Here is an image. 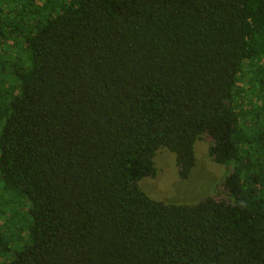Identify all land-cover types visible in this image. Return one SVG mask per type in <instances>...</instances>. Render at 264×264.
I'll return each instance as SVG.
<instances>
[{
    "label": "trees",
    "instance_id": "obj_1",
    "mask_svg": "<svg viewBox=\"0 0 264 264\" xmlns=\"http://www.w3.org/2000/svg\"><path fill=\"white\" fill-rule=\"evenodd\" d=\"M0 264H264V0H0Z\"/></svg>",
    "mask_w": 264,
    "mask_h": 264
},
{
    "label": "rangeland",
    "instance_id": "obj_2",
    "mask_svg": "<svg viewBox=\"0 0 264 264\" xmlns=\"http://www.w3.org/2000/svg\"><path fill=\"white\" fill-rule=\"evenodd\" d=\"M211 144L212 139L208 136L196 142V165L186 180L179 177L175 154L160 149L154 159L157 176L142 179L141 188L151 198L165 203L193 204L207 197L227 201L223 180L230 170L212 161L209 156Z\"/></svg>",
    "mask_w": 264,
    "mask_h": 264
}]
</instances>
